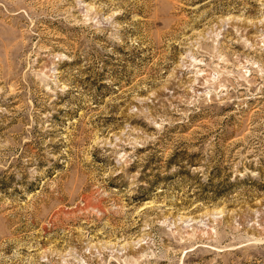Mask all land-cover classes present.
<instances>
[{
	"label": "rangeland",
	"instance_id": "374dc122",
	"mask_svg": "<svg viewBox=\"0 0 264 264\" xmlns=\"http://www.w3.org/2000/svg\"><path fill=\"white\" fill-rule=\"evenodd\" d=\"M0 264H264V0H0Z\"/></svg>",
	"mask_w": 264,
	"mask_h": 264
}]
</instances>
